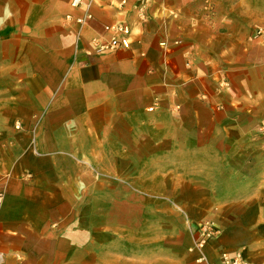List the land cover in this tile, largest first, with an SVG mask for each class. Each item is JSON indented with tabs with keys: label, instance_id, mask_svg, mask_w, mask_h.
<instances>
[{
	"label": "crops",
	"instance_id": "0c3cea01",
	"mask_svg": "<svg viewBox=\"0 0 264 264\" xmlns=\"http://www.w3.org/2000/svg\"><path fill=\"white\" fill-rule=\"evenodd\" d=\"M69 2L0 0L1 264H264V0Z\"/></svg>",
	"mask_w": 264,
	"mask_h": 264
},
{
	"label": "built area",
	"instance_id": "2783aa9c",
	"mask_svg": "<svg viewBox=\"0 0 264 264\" xmlns=\"http://www.w3.org/2000/svg\"><path fill=\"white\" fill-rule=\"evenodd\" d=\"M96 0H70L69 5L74 10H82L79 15L67 13L64 17L66 23H73L80 28L87 19L91 18V6ZM127 0H120V5L123 6ZM137 15L140 20H146V12L142 6L137 8ZM104 31L108 34L104 42H97L96 47L98 50H112L115 48H128L130 41L131 28L122 21H114L104 25ZM15 128L19 129V122L15 123ZM3 187L0 184V207L3 199ZM217 233V228L210 220L200 222L198 226V235L194 243V249L197 250L198 256L195 259V264H213L209 262L203 253V247L206 241ZM4 256L0 253V264L3 262ZM219 264H249L244 260L240 253L230 255L223 252L221 254V262Z\"/></svg>",
	"mask_w": 264,
	"mask_h": 264
},
{
	"label": "rangeland",
	"instance_id": "374dc122",
	"mask_svg": "<svg viewBox=\"0 0 264 264\" xmlns=\"http://www.w3.org/2000/svg\"><path fill=\"white\" fill-rule=\"evenodd\" d=\"M205 221V220H204ZM202 222V221H201Z\"/></svg>",
	"mask_w": 264,
	"mask_h": 264
}]
</instances>
